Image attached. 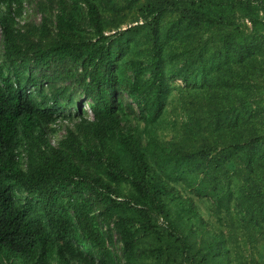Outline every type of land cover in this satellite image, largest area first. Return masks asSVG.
Instances as JSON below:
<instances>
[{
	"label": "trees",
	"instance_id": "16d2710c",
	"mask_svg": "<svg viewBox=\"0 0 264 264\" xmlns=\"http://www.w3.org/2000/svg\"><path fill=\"white\" fill-rule=\"evenodd\" d=\"M0 264H264V0H0Z\"/></svg>",
	"mask_w": 264,
	"mask_h": 264
},
{
	"label": "rangeland",
	"instance_id": "374dc122",
	"mask_svg": "<svg viewBox=\"0 0 264 264\" xmlns=\"http://www.w3.org/2000/svg\"><path fill=\"white\" fill-rule=\"evenodd\" d=\"M26 10H29V11H32V7L31 6H26ZM34 12V10L32 11V13ZM36 13V12H35ZM31 19L33 20V21H35V22H37V21H39V16L37 15V14H33V16L31 17ZM75 101H76V103L77 104H81V106H82V108L88 113L89 112V109H88V102L83 98V97H81L80 95H77L76 97H75ZM167 110H168V113H169V111H171L172 110V108H171V106H168V108H167ZM72 111V110H71ZM169 118H171L170 117V115L168 114L167 115ZM166 128H168V129H170L169 127H166ZM166 131V133H169L170 131H168V130H165ZM63 133V131L62 132H60V134H62ZM59 134V135H60Z\"/></svg>",
	"mask_w": 264,
	"mask_h": 264
}]
</instances>
